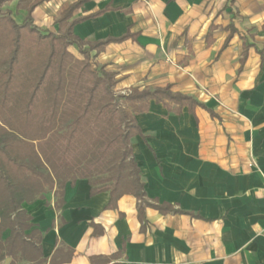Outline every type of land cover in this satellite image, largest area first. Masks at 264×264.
Segmentation results:
<instances>
[{
  "label": "crops",
  "instance_id": "crops-1",
  "mask_svg": "<svg viewBox=\"0 0 264 264\" xmlns=\"http://www.w3.org/2000/svg\"><path fill=\"white\" fill-rule=\"evenodd\" d=\"M76 1L43 2L35 25L58 33ZM102 11L74 34L90 43L129 34L92 53L118 94L170 87L199 103L177 112L151 100L131 140L148 199L181 212L148 207L143 221L135 196L108 208L110 193L92 195L80 179L60 210L54 192L23 205L44 233V257L65 246L75 251L67 264H264V0H88L73 19Z\"/></svg>",
  "mask_w": 264,
  "mask_h": 264
},
{
  "label": "trees",
  "instance_id": "trees-1",
  "mask_svg": "<svg viewBox=\"0 0 264 264\" xmlns=\"http://www.w3.org/2000/svg\"><path fill=\"white\" fill-rule=\"evenodd\" d=\"M13 1L0 0V264L72 261L75 251L65 246L57 247L51 258L44 257V233L34 227L23 205L54 192L60 210L66 185L80 179L88 180L92 195L110 193L108 208H115L124 195L135 196L143 221L148 207L181 212L148 199L131 140L141 134L136 115L145 113L151 100L167 107L177 104V112L183 106L192 111L199 103L170 87L118 94L115 73L95 65L92 53L129 34L93 43L75 35L76 24L104 12L73 19L74 11L88 0H78L60 12L58 33L43 32L33 19L35 8L50 0H17V8L27 10L22 23L4 9ZM74 45L82 58L70 51ZM35 65L42 68L29 95L26 89L9 95L18 72Z\"/></svg>",
  "mask_w": 264,
  "mask_h": 264
},
{
  "label": "rangeland",
  "instance_id": "rangeland-1",
  "mask_svg": "<svg viewBox=\"0 0 264 264\" xmlns=\"http://www.w3.org/2000/svg\"><path fill=\"white\" fill-rule=\"evenodd\" d=\"M17 2L18 1H15L11 4H6L4 6V9H10L13 13V17L15 18V20L18 22H22L24 15L19 9H17V7H16ZM31 42H32V44H34L36 42V35L35 34L31 35ZM71 49L74 51L73 48H71ZM41 56L43 59L45 58V54H41ZM41 68H42V65H35V66H30L29 68L26 69V71L24 69L20 70L18 72L16 78H14L13 83L10 85V88L8 90V92H9L8 94L12 95V94L21 92L24 89H26L27 96H28L30 91L33 88L32 83L38 78ZM25 83L29 84L28 86H30V87L29 88L24 87ZM16 98H18V97L16 96Z\"/></svg>",
  "mask_w": 264,
  "mask_h": 264
}]
</instances>
